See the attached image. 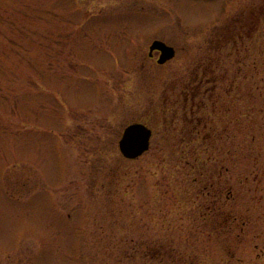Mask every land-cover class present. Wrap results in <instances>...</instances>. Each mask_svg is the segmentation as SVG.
Listing matches in <instances>:
<instances>
[{
	"label": "rangeland",
	"instance_id": "obj_1",
	"mask_svg": "<svg viewBox=\"0 0 264 264\" xmlns=\"http://www.w3.org/2000/svg\"><path fill=\"white\" fill-rule=\"evenodd\" d=\"M263 1L0 0V264H264V19L213 36Z\"/></svg>",
	"mask_w": 264,
	"mask_h": 264
},
{
	"label": "trees",
	"instance_id": "obj_2",
	"mask_svg": "<svg viewBox=\"0 0 264 264\" xmlns=\"http://www.w3.org/2000/svg\"><path fill=\"white\" fill-rule=\"evenodd\" d=\"M253 12L256 14L257 18L259 17V18H258V25L256 24V26H258V28H260V26H261V22H262V20L264 19V1H263V3L261 4V6H259V8H258V7H255V6H252V7L249 9V11L246 12V14L248 13V14H251V15H252ZM242 14H245V11H244ZM240 19H242V21H244L243 16H242ZM243 23H245V22H243ZM239 26H241V24L238 25V29H237V30L234 29L235 32H237L238 30H242L241 27H239ZM243 29L246 30V29H247V26H246V25L243 26ZM252 34H253V33H214L213 36L218 35V36L221 38V40H224V39H228L229 41L231 40V42L235 45V46H233V47H234L236 50H237V49L239 50L240 46H241L242 44H245V39H246V38H249ZM213 36H212V37H213ZM236 50H235V51H236ZM217 55H218V54H216L215 56H217ZM242 59H243V58H242ZM262 76H264V75H262ZM262 81H263V82H262V83L259 85V87H258V93L261 95V97H264V77L262 78ZM208 82H209V84H210L211 86H215V85H216V84L214 83V80H213V81H212V80H208ZM210 90H211V89H209V90H206V89H205L203 92H201V91H198V92H197L196 96L199 97L198 100H200V101L197 100V101L195 102V100H196V98H195V99H193V101H192V100H191V101H187L186 103H183V104H182V105H183V108H184V110H185V113H186L185 115L182 116V120H183L186 124H189L190 127L194 124L193 121L196 122V120H197V121L199 122V125H198V123H196V124L193 126V128L191 129V133H192V134L189 135V138H188V139H194V137L197 136V135L200 133V131H201V130L199 129V126L201 127V125L204 124V123H203V119L199 118V116H195L194 113L198 112V111H197V108L202 109V108H204V107L207 105L204 96H205V95H208V93H209ZM208 96H209L210 100H212L213 97L215 96L214 91H212L211 94L208 95ZM201 100H203V101L201 102ZM206 100H207V99H206ZM189 102H190V103H189ZM258 106H259V109L262 111L263 116H264V104L258 102ZM179 107H181V105H179V106L176 107L175 109L178 110ZM187 107L190 108V111H191L192 117H190V115H189V113H188V108H187ZM177 113H178V112H177ZM177 115H178V114H177ZM175 121H177V120H176V119L173 120V123H174ZM249 135H250V133H247L246 138H247ZM197 137H199V136H197ZM192 149H196V148L194 147V148H192ZM196 151H197V150H196ZM193 152H195V150H193ZM196 158H198V157H196ZM246 174H247V172H246ZM240 218H241L242 222H244V218H242V217H240ZM237 219H239V218H238L236 215L233 217L232 213H230V214L226 217L225 224L227 223V224L230 225L232 222H234V221L237 220ZM166 256H167V255H166ZM163 258H167V257L163 256Z\"/></svg>",
	"mask_w": 264,
	"mask_h": 264
},
{
	"label": "water",
	"instance_id": "obj_3",
	"mask_svg": "<svg viewBox=\"0 0 264 264\" xmlns=\"http://www.w3.org/2000/svg\"><path fill=\"white\" fill-rule=\"evenodd\" d=\"M160 49L161 56L159 62L163 63L175 55L173 46L164 41L155 40L151 45V50ZM152 129L141 122H134L125 127L119 141L121 153L129 159H136L150 148Z\"/></svg>",
	"mask_w": 264,
	"mask_h": 264
},
{
	"label": "flooded vegetation",
	"instance_id": "obj_4",
	"mask_svg": "<svg viewBox=\"0 0 264 264\" xmlns=\"http://www.w3.org/2000/svg\"><path fill=\"white\" fill-rule=\"evenodd\" d=\"M251 14H249V15H247V16H250ZM252 17H253V22L252 23H250L249 21H244L245 23H243V21H241L242 23H239V24H241V26H239V27H241V29L242 30H238L237 32H234V33H251V32H253V30H255L256 28H258V26H256V24L258 25V18H257V16H256V14L253 12L252 13ZM243 19H245V17H243ZM242 20V19H241ZM238 21V20H237ZM240 21V20H239ZM247 26V29L246 30H244L243 29V26ZM236 26V25H235ZM156 39H161V38H154L151 42H150V44H149V47H148V52H147V58H149L150 60H152V59H154V60H156L155 62H156V64H158L159 66H164V65H166L170 60H168L167 62H165V63H160L159 62V57H160V54H161V51L159 50V49H153V50H151V44H152V42L154 41V40H156ZM162 40H164V39H162ZM166 43H168V44H170V45H173L175 48H176V54H177V47L174 45V44H172L171 42H169V41H166V40H164ZM216 40H214L213 39V41H212V43H214ZM219 48H221V45L219 46ZM173 59V58H172ZM171 59V60H172Z\"/></svg>",
	"mask_w": 264,
	"mask_h": 264
}]
</instances>
